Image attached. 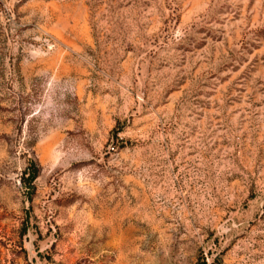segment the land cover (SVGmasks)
Segmentation results:
<instances>
[{
    "label": "rangeland",
    "instance_id": "374dc122",
    "mask_svg": "<svg viewBox=\"0 0 264 264\" xmlns=\"http://www.w3.org/2000/svg\"><path fill=\"white\" fill-rule=\"evenodd\" d=\"M0 264H264V0H0Z\"/></svg>",
    "mask_w": 264,
    "mask_h": 264
}]
</instances>
